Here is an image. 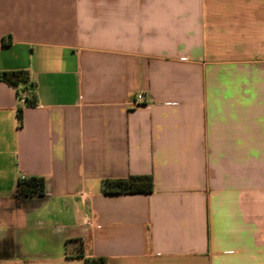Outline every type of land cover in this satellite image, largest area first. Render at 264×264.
Instances as JSON below:
<instances>
[{
  "label": "crops",
  "instance_id": "0c3cea01",
  "mask_svg": "<svg viewBox=\"0 0 264 264\" xmlns=\"http://www.w3.org/2000/svg\"><path fill=\"white\" fill-rule=\"evenodd\" d=\"M17 71L0 264H264V0H0V74ZM131 175L154 191L104 193ZM32 176L45 195L18 196Z\"/></svg>",
  "mask_w": 264,
  "mask_h": 264
},
{
  "label": "trees",
  "instance_id": "16d2710c",
  "mask_svg": "<svg viewBox=\"0 0 264 264\" xmlns=\"http://www.w3.org/2000/svg\"><path fill=\"white\" fill-rule=\"evenodd\" d=\"M0 79L13 86L20 84L27 85L29 75L24 71L6 72L0 74ZM28 88V87H26ZM28 105H35V97L31 95L26 99ZM19 110V116L21 117ZM104 193L107 195H123V194H151L154 191V180L150 175H131L126 178L105 179L103 181ZM46 189V181L43 177L32 176L21 178L17 182L18 196L33 197L44 196ZM78 241L76 250L79 256L85 257L83 254V241ZM68 243V241H67ZM84 264H107L105 257H85Z\"/></svg>",
  "mask_w": 264,
  "mask_h": 264
},
{
  "label": "built area",
  "instance_id": "2783aa9c",
  "mask_svg": "<svg viewBox=\"0 0 264 264\" xmlns=\"http://www.w3.org/2000/svg\"><path fill=\"white\" fill-rule=\"evenodd\" d=\"M31 95H33V94H32V91H31L30 89H27V90H25V91L21 94V100H22V101H26V99L29 98ZM143 99H144L143 94H139V95H137V100H138L139 102H143ZM86 223H87L88 225H92V222H91L90 220L87 221Z\"/></svg>",
  "mask_w": 264,
  "mask_h": 264
}]
</instances>
